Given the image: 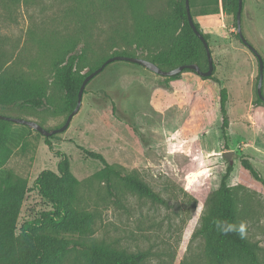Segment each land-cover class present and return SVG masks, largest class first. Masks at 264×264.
Here are the masks:
<instances>
[{"label":"rangeland","instance_id":"1","mask_svg":"<svg viewBox=\"0 0 264 264\" xmlns=\"http://www.w3.org/2000/svg\"><path fill=\"white\" fill-rule=\"evenodd\" d=\"M199 6L196 0L193 20L207 38L216 82L188 72L166 81L141 66L115 61L86 85L67 130L49 140L52 150L37 132L9 126L14 141L2 169L25 179L30 188L17 227L47 209L32 190L33 182L43 170L56 172L55 152H61L72 175L82 182L81 205L96 213L94 238L127 252L146 251V264H209L205 240L196 231L206 197L218 188L230 163L233 172L227 183L247 205L244 234L257 244L264 264V187L240 163L248 159L264 179V105L255 104L258 62L237 37L228 11L220 8L217 14L205 16ZM158 9L151 1L147 10ZM118 22L103 10L100 0H0V68L46 86L41 107H0V115L33 121L45 130L61 127L69 113L63 93L52 84L57 48L74 41L76 52L88 49L81 74L114 50L144 57L118 42ZM241 31L264 65V0H242ZM222 87L228 92L227 148L219 130ZM78 147L101 154L125 173L135 172L163 203L124 188L115 203L93 178L102 165ZM227 152H233L229 160L224 156Z\"/></svg>","mask_w":264,"mask_h":264},{"label":"trees","instance_id":"2","mask_svg":"<svg viewBox=\"0 0 264 264\" xmlns=\"http://www.w3.org/2000/svg\"><path fill=\"white\" fill-rule=\"evenodd\" d=\"M103 10L111 19H118L115 37L123 47L144 54L145 59L163 71L181 65L197 64L201 71L207 70V60L202 43L188 25L185 0H100ZM154 2L158 10L148 12ZM196 0H189L190 12ZM238 0H200V15L228 11L234 19ZM193 18V15H192ZM194 21V20H193ZM197 30L207 41L198 24ZM238 37V35H237ZM239 38V37H238ZM77 43L69 41L57 48L52 63V84L64 95V106L70 114L76 105L79 87L89 73L101 66L110 57H136L125 49L96 59L86 73L84 59L88 49L75 51ZM138 58V57H137ZM135 65V64H134ZM138 66V65H137ZM204 66V67H203ZM201 80L215 81L209 77L197 76ZM166 81L178 80L181 74ZM216 82V81H215ZM220 137L224 147L229 143L228 92L222 87L218 91ZM46 98V86L41 80H32L21 73L0 68V107L24 104L41 107ZM256 105H264L257 97ZM114 110V105L112 104ZM11 122L0 120V169L10 155ZM49 138L44 144L50 149ZM89 159L98 161L102 168L93 178L106 188L109 197L119 203L118 191L122 188L156 203L163 200L135 172L125 173L122 168L110 165L99 153L78 147ZM59 161L56 172L43 170L35 178L32 190L46 202L47 209L24 221L19 227L22 201L30 191L25 179L9 169L0 171V264H146L148 252H127L103 240L94 238L96 213L81 205L82 182L70 172L65 154L55 152ZM241 167L264 187V179L248 159H241ZM233 172L232 164L226 166L219 186L210 192L204 203V212L196 234L205 240L209 264H261L259 248L244 234L242 222L247 212L246 200L236 198L234 188L228 185Z\"/></svg>","mask_w":264,"mask_h":264},{"label":"water","instance_id":"3","mask_svg":"<svg viewBox=\"0 0 264 264\" xmlns=\"http://www.w3.org/2000/svg\"><path fill=\"white\" fill-rule=\"evenodd\" d=\"M185 12H186V18L189 27L193 31L194 35L199 39V41L202 43L203 48L205 50L206 54V60H207V70L206 71H201L200 68L198 67L197 64H188V65H181L177 68H174L169 71H163L159 69L156 65L153 63L142 59V58H137V57H122V56H115V57H110L108 58L105 62L101 64L99 68L94 70L93 72L89 73L85 78L83 79L78 93H77V100H76V105L72 112L67 116L65 122L63 125L57 129L54 130H45L42 127H40L37 123L30 121V120H25L22 118H14V117H7V116H2L0 115V120L2 121H7L11 122L13 124L17 125H22L30 130H33L40 134L44 138H49L54 135L63 133L64 131L67 130L72 118L78 113L80 106H81V101H82V95L83 91L86 87V85L95 77L97 76L108 64L115 62V61H125L129 62L138 66H141L150 72L163 77V78H170L173 76H176L177 74L182 73L185 69L193 71L197 76L200 77H209L213 73V61L211 57V53L208 47L207 41L204 39V37L201 35V33L197 30L195 27L191 12H190V7H189V0H185ZM241 15H242V0H238V6H237V12H236V31L237 35L239 37V40L241 43L255 56L257 62H258V79H257V84H256V95L257 97L264 103V96L262 94V83H263V70H264V65L261 56L258 54V52L245 40V38L242 35L241 31ZM233 155V152H227L224 154V156L229 160L231 156Z\"/></svg>","mask_w":264,"mask_h":264}]
</instances>
